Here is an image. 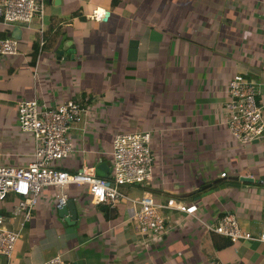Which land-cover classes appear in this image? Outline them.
<instances>
[{"label":"crops","instance_id":"0c3cea01","mask_svg":"<svg viewBox=\"0 0 264 264\" xmlns=\"http://www.w3.org/2000/svg\"><path fill=\"white\" fill-rule=\"evenodd\" d=\"M43 3L40 49L36 18L30 28L0 24V38L19 30L16 53L0 56V122L1 128L9 127L0 164L30 160L31 136L18 127L17 100L59 103L87 97L92 114L85 130L77 125L69 130L83 152L63 159L60 167L74 172L102 161L108 167L106 155L97 160L95 151L110 148L109 135L151 132V177L144 185L119 189L129 195L124 189L134 186L139 198L149 193L159 202L174 200L196 217L160 210L167 231L141 242L134 222L127 221L126 201L110 208L89 203L74 185L44 187L10 258L0 256V264H36L56 254L65 264H264V243H230L196 220L216 223L232 213L239 228L251 235L264 224V137L242 145L216 119L228 80L240 73L253 82L264 122V0ZM94 10L103 12L101 20L90 18ZM56 50L62 55L57 57ZM129 91L139 96L134 107L141 129L110 133L111 121L113 127L118 119L122 122L118 104ZM140 106H149L148 115L141 116ZM86 154L94 155V161ZM205 184L209 186L202 188ZM60 193L74 203L72 224L54 210ZM13 199L0 204V213ZM47 249L52 252L45 256Z\"/></svg>","mask_w":264,"mask_h":264},{"label":"built area","instance_id":"2783aa9c","mask_svg":"<svg viewBox=\"0 0 264 264\" xmlns=\"http://www.w3.org/2000/svg\"><path fill=\"white\" fill-rule=\"evenodd\" d=\"M43 0H0V24L18 22L30 28L33 18L38 21V48L43 44L42 19ZM103 12L94 10L90 18L101 20ZM17 41L12 37L0 38V56L16 53ZM227 97L216 113L218 124H223L232 140L244 145L264 137V122L261 108L255 102L253 82L243 74H236L227 82ZM88 98H72L54 103L43 99H20L15 102L16 120L21 131L31 136L30 160L25 165L11 166L0 164V204L10 195L15 199L9 202L5 214L0 213V256L10 258L19 230L30 218L36 200L44 187L74 185L80 187L91 204H105L110 208L119 200L126 201L127 221L134 222V235L141 242L154 240L167 231L166 218L160 210L174 209L187 216L196 217L192 210L174 200L159 202L149 193L140 198L130 197L119 188L124 185L146 184L151 177L153 158L149 147L148 131L114 133L110 139V150L95 151L108 156L105 177L93 174L94 166L87 164L81 171L68 172L60 167L63 159L72 154L82 153L83 149L74 146L69 130L80 126L85 130L92 112ZM85 170L90 171L85 173ZM223 175V174H221ZM66 200V195L56 196L55 205ZM199 224L207 231L225 237L229 242L251 240L264 243V224L260 232L251 235L239 228L232 213L219 216L216 223L200 220ZM9 224V226H7ZM33 264V263H29ZM36 264H65L56 254ZM211 264H222L214 261Z\"/></svg>","mask_w":264,"mask_h":264},{"label":"rangeland","instance_id":"374dc122","mask_svg":"<svg viewBox=\"0 0 264 264\" xmlns=\"http://www.w3.org/2000/svg\"><path fill=\"white\" fill-rule=\"evenodd\" d=\"M104 98H105V96H104ZM120 98H122V100L119 101L118 107H119V113L123 115V117H122L123 123L121 122V120L118 119V123L116 124L115 127H113V124L111 121V123H109L110 133H114L116 131H132V130L141 129L140 124H138L137 119L135 118L137 116H136V108L134 107L135 104L137 103V101L139 100V96L135 92L129 91V92L123 94ZM116 101H117V99H116ZM110 103H111V101H110ZM108 105H110V104H108ZM143 107H144V109H143ZM148 108H149V106L148 107L140 106L139 110H140L141 116L148 115V113H149ZM1 125H2V123L0 122V152L3 151V149L5 148L4 138H5V134H7L9 132V127L7 129L1 128ZM3 125H4V123H3ZM111 135H109V138L111 137ZM105 150H106L105 152H108L110 150V148L106 147ZM85 157L90 159V161H94V155L86 154ZM105 158H108V156H103V159H105ZM109 172H110V169H109ZM127 188L129 190L124 189L127 192V194H129L130 196H133V197L139 196V194H138L139 190H140L139 188H136L134 186H128ZM10 196H13V195H10ZM137 198H139V197H137ZM51 252L52 251L47 249L44 252V255L46 256V255H48V253H51Z\"/></svg>","mask_w":264,"mask_h":264},{"label":"water","instance_id":"95a60500","mask_svg":"<svg viewBox=\"0 0 264 264\" xmlns=\"http://www.w3.org/2000/svg\"><path fill=\"white\" fill-rule=\"evenodd\" d=\"M105 15H107L106 12H105ZM6 35L11 36L12 38H18L19 37V30H18V28H13L12 31L10 33H7ZM55 54L57 55V57H59L60 55H62V51L56 50ZM107 168L108 167H107L105 161H102L99 164L94 166L93 174L96 176L105 177L106 173H107ZM79 171H81V169H79ZM89 172L90 171L85 170V173H89ZM241 179L246 180V178H241ZM220 180H221V178H219V180H214L211 183L215 184ZM208 186H209V184H205L201 187L206 188ZM219 188H222V186H220ZM213 190H217V188H214L212 190H207L202 195L210 194ZM54 210L56 211L57 216L59 218H62L65 221V223H67V224H72L76 219V209H75L74 203L71 199H66V201L63 204H61L59 206H55Z\"/></svg>","mask_w":264,"mask_h":264},{"label":"clouds","instance_id":"9594fccd","mask_svg":"<svg viewBox=\"0 0 264 264\" xmlns=\"http://www.w3.org/2000/svg\"><path fill=\"white\" fill-rule=\"evenodd\" d=\"M66 201V200H65ZM56 202V201H55ZM56 205L54 204V207H55ZM231 243V242H230Z\"/></svg>","mask_w":264,"mask_h":264},{"label":"trees","instance_id":"16d2710c","mask_svg":"<svg viewBox=\"0 0 264 264\" xmlns=\"http://www.w3.org/2000/svg\"><path fill=\"white\" fill-rule=\"evenodd\" d=\"M1 38H3V37H1ZM10 201H11V200H10ZM5 209H6V208H5ZM5 209H4V210H5ZM1 212H3V211H1Z\"/></svg>","mask_w":264,"mask_h":264}]
</instances>
